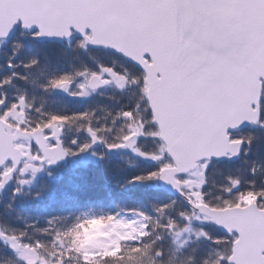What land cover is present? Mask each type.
Returning <instances> with one entry per match:
<instances>
[{
    "label": "trees",
    "instance_id": "1",
    "mask_svg": "<svg viewBox=\"0 0 264 264\" xmlns=\"http://www.w3.org/2000/svg\"><path fill=\"white\" fill-rule=\"evenodd\" d=\"M4 45L0 49V115L6 118V113L23 102L28 120L20 123L21 128L60 125L70 160L47 167L33 183L23 185L17 179L0 190V264H28L12 241L36 250L54 264H114L152 244L154 238L170 241L162 238L169 225L188 224L185 217L196 212L161 185L159 173L172 161L152 122L142 69L119 55L86 48L77 38L63 45L38 42L19 30ZM101 66L112 68L131 84L114 85L113 94L96 100L63 98L59 84H76L69 94H81L80 73L95 72ZM262 96L260 126H249L235 135L245 142L239 161L210 163L204 182L196 189L201 201L231 206L240 204V196L250 192L264 206V90ZM132 131L139 134L135 149L125 144ZM32 149L41 155L36 146ZM89 151L93 154L89 161L76 165V156ZM191 176L180 180L185 194L194 199L193 189L186 185ZM230 185L233 188L227 191ZM142 215V227L115 246L104 245L88 254L90 258L81 253L86 232ZM206 230V235L193 236L195 240L180 252L171 247L157 253L171 262L229 264L233 238L210 224Z\"/></svg>",
    "mask_w": 264,
    "mask_h": 264
},
{
    "label": "water",
    "instance_id": "2",
    "mask_svg": "<svg viewBox=\"0 0 264 264\" xmlns=\"http://www.w3.org/2000/svg\"><path fill=\"white\" fill-rule=\"evenodd\" d=\"M241 1L0 0V38L11 36L20 21L26 31H39L37 40L62 42L71 37L74 30L90 47L118 52L144 69L147 101L153 112V122L158 125L160 138L166 143V151L175 164L160 172L161 182L165 190L187 200L177 175H186L196 169L197 162L203 159H225L229 153L237 159L242 143L231 141L230 133L239 131L249 123L259 122V102L263 88L261 80H264V0L262 13L249 24L238 21L239 15L245 10L242 9ZM179 7H192L199 11L203 7H213V12L220 17L226 15L232 18L230 25L233 27L245 31L247 36L256 33L258 36H251L255 40L247 41L250 44L242 55L238 49L243 43H223L225 36L229 37L226 30L212 29L209 33L213 37L205 39L206 34H200L194 24L183 15L172 14L174 8ZM167 21H171L174 25L171 26L172 29L189 41L197 37L196 42L193 39L190 45H184L185 50L181 56L177 49L179 47L172 43L169 35L163 38L159 36L165 26L162 25L163 22ZM88 31L91 32L90 35L87 34ZM252 46L254 48L250 51ZM249 51L252 53L251 65L247 71L239 74L242 77L240 83L245 86L244 95H239L237 99L236 94L228 92L229 88L236 85L237 78L232 81L226 78L224 64L240 57H248ZM146 57H150L152 62ZM191 69L197 73L195 79ZM182 77L188 88L182 89L180 84L174 83L173 80H182ZM213 77L217 78L212 80V87L214 91L222 92L221 102L215 104L205 101L207 106L202 113L195 105L192 107L194 110H187V105L183 104L179 96L190 91V95L194 96L200 92L195 80L202 78L208 81ZM90 82L93 88L105 85L98 75L93 76ZM195 115L197 118L199 115L202 123L195 125L198 132L191 135L187 130H192L193 127L190 129V123L185 120L191 116L195 118ZM193 121L195 123L197 119ZM61 132L56 127L53 136H59ZM24 137L34 140L51 166L68 161V151L63 148L60 139L55 147H49L48 138L43 137V130H15L0 119V169L8 161L14 163L13 169L0 182L1 189H5L12 180L16 167L25 157L22 150L15 146V141ZM27 168L37 172L39 166L28 164ZM194 207L197 212L211 218V222L225 233L238 234L239 238L233 243L229 264H264V210L258 204L253 202L247 206L221 210L202 203Z\"/></svg>",
    "mask_w": 264,
    "mask_h": 264
},
{
    "label": "rangeland",
    "instance_id": "3",
    "mask_svg": "<svg viewBox=\"0 0 264 264\" xmlns=\"http://www.w3.org/2000/svg\"><path fill=\"white\" fill-rule=\"evenodd\" d=\"M76 55H79L76 53ZM104 70H99V73L102 78L108 77L109 81H113V83L119 81L122 84L126 83L125 79L122 76L114 75L112 72H108ZM80 86L83 87L85 83H78ZM69 86L74 87L77 86L76 84L73 86L72 83H69ZM68 89V86L66 87ZM83 89V88H82ZM69 91V89H68ZM23 112L20 110L19 112L13 113L11 116L16 115V117H21ZM138 132H140V129H138ZM130 147L134 148L135 143L138 139L139 134L137 132H131L130 133ZM99 142V140H96ZM124 146V145H123ZM27 144L24 142L22 148L26 150ZM29 147V146H28ZM93 154L89 152H82L78 156H76L75 161L76 165H79L82 162H88L89 157ZM34 159L30 154L28 155V160ZM206 168L199 167L197 170L192 172V176L187 181L186 185H189L188 188H198L200 186V182L204 178V170ZM23 173L18 174L16 176V180L14 179V183L17 182V179L19 182H21L23 185H26L27 183H30V181L33 183V181L36 180V178L42 174L45 173V170H40L37 174H30L26 169L23 168L21 170ZM233 188L232 185L227 188V191H231ZM249 194L242 195L238 199L240 204H249L253 201L261 200L260 197L254 195L253 193L248 192ZM240 195V194H239ZM195 196V200L197 202L200 201V196ZM235 205H240L238 203H234ZM212 206H218L215 205V203L211 204ZM226 206V205H225ZM224 205L220 204L219 208L225 207ZM260 208L264 209V206L262 204H259ZM145 215L142 216H136L135 218H129L126 219L127 222H123L120 219L115 220L113 223L104 224L102 227L99 228H93L90 232H86L85 238L82 240L83 246L80 247L82 250V254L87 258H90L88 254L94 253L96 250H100L104 245L106 246H115L118 241H122V239H125L126 237L132 235L133 230H136L137 228H141V222L142 219H144ZM188 220V224H184L181 226H176L175 224L169 225L168 230L163 234L162 238L166 236V238L169 237L170 241H160L159 239H153L152 244H147L144 247H140L135 251L134 253L130 252L128 256L122 261L114 262V264H194V262L188 263L185 259H180V263L178 260L171 262L172 260H162L160 256H162L161 253H157L158 249H162L164 252H168L169 249L172 247L175 252H180L183 250L186 246H189L190 243H192L195 239H193V236H200V235H206V226L209 225V219L207 217H204L201 214L198 213H192L189 214V216H186ZM138 231V230H137ZM136 231V232H137ZM158 235H161V233H158ZM226 236V235H225ZM223 240V239H222ZM221 242V238H220ZM219 242V243H220ZM12 247L16 250V252H19V256L23 258L28 264H54L53 260H48L44 257L39 256L36 250L28 247H22L19 243L12 241L11 242ZM84 255L79 254V257L82 260H86V257ZM144 257V258H143ZM97 263V262H96ZM105 263V262H104ZM99 264V263H97ZM106 264V263H105Z\"/></svg>",
    "mask_w": 264,
    "mask_h": 264
},
{
    "label": "bare ground",
    "instance_id": "4",
    "mask_svg": "<svg viewBox=\"0 0 264 264\" xmlns=\"http://www.w3.org/2000/svg\"><path fill=\"white\" fill-rule=\"evenodd\" d=\"M209 1V0H207ZM262 1L263 0H242L241 1V6L242 9H245L244 12L242 14L239 15V19L238 21H244L246 23H250L251 20H255L257 18L258 15H260L262 13ZM247 8V9H246ZM168 11L170 13H172L171 9L168 8ZM214 8H205L203 7L201 9V11L196 10L192 7H179V8H174V12L172 14H181L183 15L186 19H188L190 21V23L194 24L195 28L197 29V31L200 34H206L205 35V39H210V37H213V34L209 33L212 31V29L217 30V31H223L226 30L227 33H229V37L224 38L223 43H226L228 41H230L229 44L232 43H236L237 45L240 43H243V46L241 48H239V52L240 54L244 55V51L246 50L248 44H250V42H247L248 40L254 41V37L256 38L258 35L256 34H252L247 36L246 32L243 30H239L237 27H233V25H230L231 23V19L232 18H228L226 15L223 17H220L217 13L213 12ZM135 16V15H133ZM174 16V15H173ZM249 18V19H248ZM162 25H165L163 27L162 30V35L159 34L160 38L164 37H168V35L171 37V41L173 44H175L176 46H178V53L179 56H181L184 53L185 44L190 45V41L195 39L194 42L197 41V37H193L191 38V40L189 41L187 39V37H185L184 35H182L180 32H178L177 30L172 29L171 26H174L172 24L171 21H167V22H163ZM229 25V27H228ZM179 30V29H178ZM251 36H254L251 38ZM188 42V43H187ZM254 48V46H252V49L250 51H252ZM249 51V52H250ZM248 52V53H249ZM259 53V52H257ZM251 52L249 53V56L244 58V57H240L238 60L235 61H229L227 63L224 64V69L226 71V78L229 81H232L233 79L237 78V83L233 88H229L228 92L230 94H236V98H239V95H241L240 97H242L244 95V88L242 84L240 83L242 81V77L239 74H243L245 71H247L250 67V62H251ZM220 68V66H219ZM191 73L193 78H196V71H193V69H191ZM217 77H213L208 81H204L202 78L200 80H195L197 83V89L202 92H198L196 94H194V96H191L190 94L192 93V91L187 92L186 95H180L179 98L180 100L183 102V104L187 105V110H194L192 107L197 106L199 112H203L202 110H205L206 108V103L204 104L205 101L207 102H212V103H220L221 102V95L222 92L219 90H213L212 87V80H215ZM175 84H180V86L183 88H188V86H186L185 84V78L182 77L181 79H175L173 80ZM211 83V84H210ZM200 93V94H199ZM193 99H192V98ZM197 99V101L195 100ZM253 101V100H252ZM200 115V114H199ZM198 115V118H199ZM201 117V116H200ZM195 115L191 116V118L189 117V119L187 118L185 121L186 123H190L189 128L193 129L192 130H187L188 132L191 133V135H194V132H198V128L195 127V125L202 123V120L199 118L198 119ZM194 119H197V121L194 123ZM194 124V126H192ZM201 134H203V132H201Z\"/></svg>",
    "mask_w": 264,
    "mask_h": 264
},
{
    "label": "flooded vegetation",
    "instance_id": "5",
    "mask_svg": "<svg viewBox=\"0 0 264 264\" xmlns=\"http://www.w3.org/2000/svg\"><path fill=\"white\" fill-rule=\"evenodd\" d=\"M89 94H94V93H93V92H91V91H89ZM47 135H48V133H47ZM51 139H52V138H51ZM51 139H50V140H51ZM55 142H56V140H55ZM51 145H53V144H51Z\"/></svg>",
    "mask_w": 264,
    "mask_h": 264
}]
</instances>
